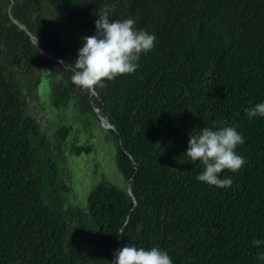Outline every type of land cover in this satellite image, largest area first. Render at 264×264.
I'll return each mask as SVG.
<instances>
[{
	"label": "trees",
	"instance_id": "1",
	"mask_svg": "<svg viewBox=\"0 0 264 264\" xmlns=\"http://www.w3.org/2000/svg\"><path fill=\"white\" fill-rule=\"evenodd\" d=\"M111 5V19H134L155 47L134 73L86 91L59 61L75 62ZM46 6L65 38L45 24ZM43 89L85 125L111 122L123 185L103 176L74 202V127L43 128L30 111ZM261 102L264 0H0V264H111L126 245L157 247L173 264H264L253 245L264 240V117L245 111ZM224 126L245 138L236 151L246 164L224 170L233 183L218 188L197 180L203 165L184 153L194 130ZM92 151L74 140L69 154Z\"/></svg>",
	"mask_w": 264,
	"mask_h": 264
},
{
	"label": "clouds",
	"instance_id": "2",
	"mask_svg": "<svg viewBox=\"0 0 264 264\" xmlns=\"http://www.w3.org/2000/svg\"><path fill=\"white\" fill-rule=\"evenodd\" d=\"M115 5L106 7L97 16L95 34L82 37L83 46L78 50L74 63H59L72 72L71 82L77 87L89 91L96 87H105V81H112L119 76L134 73L139 67L141 54L152 51L156 37L145 30L135 27L132 18L111 19ZM37 45V43H36ZM61 79L62 76H58ZM249 119L264 117V102L245 109ZM245 143V138L235 127L219 128L203 127L197 132L189 134L188 148L184 153L191 162L199 161L203 171L197 180L210 186L228 188L232 186V179H221L224 170L232 173L240 170L246 160L236 151L237 147ZM123 236V229L117 233ZM257 248L264 246V240H254ZM264 261V252L256 257ZM111 264H173L170 255L157 247L145 250L143 247L126 245L114 253Z\"/></svg>",
	"mask_w": 264,
	"mask_h": 264
},
{
	"label": "rangeland",
	"instance_id": "3",
	"mask_svg": "<svg viewBox=\"0 0 264 264\" xmlns=\"http://www.w3.org/2000/svg\"><path fill=\"white\" fill-rule=\"evenodd\" d=\"M45 24L55 26L62 37H66V23L62 18L54 15L50 7H45ZM41 97L30 99V111L42 123L50 136H54L56 129L62 123H71L73 131L68 138L65 156L67 157L65 171L72 186L71 198L76 203H85L87 195L94 184L103 176L116 184L123 185L124 177L116 164V144L112 134L105 130L102 121L94 119L90 126L78 116L73 107L56 108L52 105L47 89L39 92ZM83 143L88 141L93 145L91 153L70 155L73 141Z\"/></svg>",
	"mask_w": 264,
	"mask_h": 264
},
{
	"label": "water",
	"instance_id": "4",
	"mask_svg": "<svg viewBox=\"0 0 264 264\" xmlns=\"http://www.w3.org/2000/svg\"><path fill=\"white\" fill-rule=\"evenodd\" d=\"M14 20L21 26V27H23V28H26L27 29V26L24 24V23H22V22H19L16 18H14ZM33 37V39H34V42H35V44L37 43V47H39V44H38V40H36L35 38H34V36H32ZM94 90V89H93ZM100 119H101V121H102V123H103V125L105 126V127H112L113 125L111 124V122L106 118V117H104V116H100Z\"/></svg>",
	"mask_w": 264,
	"mask_h": 264
}]
</instances>
